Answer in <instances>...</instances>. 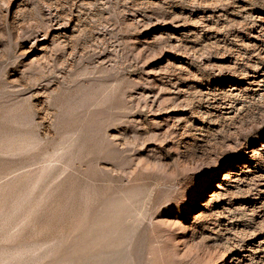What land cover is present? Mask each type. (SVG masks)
I'll return each mask as SVG.
<instances>
[{
	"label": "rangeland",
	"instance_id": "obj_1",
	"mask_svg": "<svg viewBox=\"0 0 264 264\" xmlns=\"http://www.w3.org/2000/svg\"><path fill=\"white\" fill-rule=\"evenodd\" d=\"M0 264H264V0H0Z\"/></svg>",
	"mask_w": 264,
	"mask_h": 264
},
{
	"label": "bare ground",
	"instance_id": "obj_2",
	"mask_svg": "<svg viewBox=\"0 0 264 264\" xmlns=\"http://www.w3.org/2000/svg\"><path fill=\"white\" fill-rule=\"evenodd\" d=\"M229 175V174H228ZM226 176H227V174H226ZM230 176V175H229ZM225 177V176H224ZM228 178V177H227Z\"/></svg>",
	"mask_w": 264,
	"mask_h": 264
}]
</instances>
